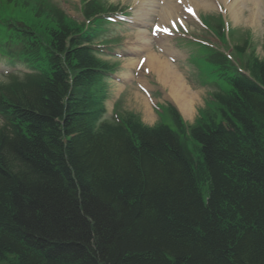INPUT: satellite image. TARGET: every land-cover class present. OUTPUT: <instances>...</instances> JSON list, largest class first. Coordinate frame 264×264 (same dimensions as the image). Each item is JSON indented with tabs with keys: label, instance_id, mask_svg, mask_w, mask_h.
Instances as JSON below:
<instances>
[{
	"label": "trees",
	"instance_id": "1",
	"mask_svg": "<svg viewBox=\"0 0 264 264\" xmlns=\"http://www.w3.org/2000/svg\"><path fill=\"white\" fill-rule=\"evenodd\" d=\"M53 15L0 84V264H264V58L193 125L102 121L107 64Z\"/></svg>",
	"mask_w": 264,
	"mask_h": 264
},
{
	"label": "rangeland",
	"instance_id": "2",
	"mask_svg": "<svg viewBox=\"0 0 264 264\" xmlns=\"http://www.w3.org/2000/svg\"><path fill=\"white\" fill-rule=\"evenodd\" d=\"M49 3L53 6H56L58 9L62 10L64 14L69 15L71 18H73L75 21L83 22L81 18V10H80V4L78 0H48ZM103 4L110 5V6H116L118 9L127 8L128 6H132L134 3H138V1L142 0H101ZM174 4H177L175 0H171ZM181 1V0H180ZM191 1V0H190ZM238 1V2H237ZM231 2H235L236 4L240 5L244 11L245 18L247 15L250 14L253 18L252 22H246L239 23L234 25L232 21V13L234 10L227 9V13H224L222 11L221 13L218 12V4L221 5V8H224L222 1H216L217 7L214 4H210V8L206 10H199V14L201 13V20H203L204 24L210 29V31H215L214 26L212 23H216V16H222L224 22L229 26L230 32H232V40L226 41V43L223 45L221 44L213 35H209V33H205V29L198 23L195 22V20H189L188 22V29L189 34L187 36H178L174 37L173 39H170L169 47L170 48H177L181 50H186L188 46L186 45V42H191V39L196 40H209V36L211 37L210 43H212L216 48L220 51L224 50L223 47L226 46L230 48V45L238 44L241 47L242 41L245 37H250L251 44L248 47H244L242 51V56L245 58V56H248L249 53H251L254 57H257L259 60L263 58V51L262 46L264 44V0H255L253 9L250 8L252 2H246L245 4L241 2V0H231ZM170 3L168 1H163L162 4H159V7L157 9V15L156 17H152L151 21L157 18V20L161 17V15L166 16L168 13H170V7L167 4ZM143 4L145 7V10H143ZM188 3H183L181 1V6L186 5ZM32 3H30L29 6L21 7L20 0H0V25L4 28L7 27V23H4L6 20L9 21H15V22H23L26 25H35L34 27L37 28V30H42L43 27L46 26V22L49 19H45V13L40 12L39 14H34V11L29 10ZM169 5V4H168ZM205 5V4H204ZM177 10L175 9L174 14L172 16L179 15L182 10L180 5H176ZM202 6V5H201ZM203 7V6H202ZM236 7V6H235ZM120 11V10H119ZM134 13H137L140 16L148 18L150 15L153 16L155 12L153 8L150 7V5H146L145 3H140L135 10H132ZM136 11V12H135ZM153 12V13H152ZM259 13V14H258ZM133 14V13H132ZM160 14V15H159ZM258 14V15H257ZM28 15L29 18H21V16ZM181 16V15H180ZM215 16V17H212ZM250 17V19H252ZM256 19L259 21L260 28L256 29ZM151 21H144L147 22L148 25L151 24ZM4 23V24H3ZM243 23V24H242ZM127 23H110L106 24L104 26V32L100 35V39L104 41L105 44H113V46L118 47V43L122 42V44L126 45H134V37H139L140 29L137 27H131L128 26ZM10 29H13L10 27ZM146 36L148 37V34L146 33ZM146 39V38H144ZM123 40V41H122ZM148 43L152 44V40L147 39ZM160 43V41H159ZM115 44V45H114ZM161 44V43H160ZM140 46V44H138ZM161 48H164L163 45H160ZM131 49H134V47H129ZM140 48V47H139ZM200 53L205 55L206 49L205 47H199ZM141 49V48H140ZM142 50V49H141ZM149 53H152V55H155L157 59H159L161 62L165 63L169 67H172L171 69H174L178 76L180 77L184 87L186 90L190 93V95L194 96L193 101L191 102V114L186 116L184 115L180 108L177 105L176 99L170 94V89L166 83H164L162 80H160L159 75L156 73L158 71L157 66L152 67V69L149 66H143L140 70L133 71L134 66H130L132 64L131 59H114V58H107L112 63L117 64L116 73L115 76H124L123 71L128 69L129 71H133L136 73V78L131 80L130 75V81H118L114 79V77H111L107 80V95L108 98L105 100V106L107 109L106 112V118L111 119V112L113 109V102L118 101V107L117 109L121 110L123 115L125 114H134V116H137L140 120V122L143 125L146 126H152L157 124L158 122H162L166 125H168L171 129L176 128L175 123L173 122V119L167 115L165 117H162V114H159V118L157 116V106H171L173 107L176 113H178L185 125H193L195 124L196 120L200 117V110L202 111L206 110V101L209 100L208 93L210 91L206 87H201L199 85L198 81H210L212 79H215L216 73L213 72V63L209 60H206L203 58V55L201 57L194 56L190 57L188 60V63L186 67L181 64H175L170 59H168L164 54H162L160 51L156 49H149ZM186 55V52H185ZM0 82H4L6 80V76L10 74L11 69H8V67L2 63L0 64ZM181 66V67H180ZM20 69V68H18ZM165 67H161L160 71L161 73L164 72ZM131 74V73H130ZM194 77L196 79H194ZM132 81H136L137 85L132 83ZM152 84V87H146L144 84ZM140 86H144L149 89L150 93L153 92V95H151L152 98L147 97V91L139 90ZM223 89H228L229 84L228 83H222ZM138 92V93H137ZM137 95L142 98L143 100L149 102V111L151 113L150 120L144 119L143 114V104L141 106V102L138 98H135V95ZM134 95V96H133ZM141 95V96H140ZM161 119V120H160ZM189 146H191V142L189 141Z\"/></svg>",
	"mask_w": 264,
	"mask_h": 264
},
{
	"label": "bare ground",
	"instance_id": "3",
	"mask_svg": "<svg viewBox=\"0 0 264 264\" xmlns=\"http://www.w3.org/2000/svg\"><path fill=\"white\" fill-rule=\"evenodd\" d=\"M221 1H224V0H221ZM245 1L246 2H252L250 8L253 9V7L255 5V3H254L255 0H241V2L244 4H245ZM148 2H150V1H148ZM168 4H167V9L169 6L170 7L169 12L170 13H168V15L166 16L167 18L174 14L175 9L177 10V8L175 6H173L172 4H169V5ZM194 4L197 8L198 7L203 8L201 6V4H199V3L194 2ZM227 4L228 3H226V0H225L223 2V5L226 6L227 8L229 6V9L234 10L232 13V21H233L234 25L239 24L241 22L246 24V22H252L253 21L252 16H250L251 12L245 18L246 15H244V11L240 5L236 4L235 2H231V4H228V5ZM210 6H211L210 3L207 2L204 5V9L206 10V9L210 8ZM250 17L252 19H250ZM255 25H256V29L260 28L258 19H256ZM147 61H148V64H151L153 67H156L158 65L157 66L158 71H156V73L159 75L160 80H162L164 83H166L168 85V87L170 89L169 90L170 94L176 99L177 105L180 108L181 112L186 116L190 115L191 114L190 113L191 112V106L190 105H191V102L193 101V98L195 99V97L190 95V93L186 90V88L184 87V85H183L180 77L178 76V74L175 71H173V69H171L168 65H166L165 63H163L159 59H157L155 55L149 54V56H147ZM161 67H165L163 73H161V71H160ZM137 93L135 95V98L139 99V101L141 102V106L143 104L142 107H143V111H144L143 112L144 119L150 120V118H152L151 117L152 115L149 111V107H148L146 101L143 100L142 98H140L137 95Z\"/></svg>",
	"mask_w": 264,
	"mask_h": 264
}]
</instances>
